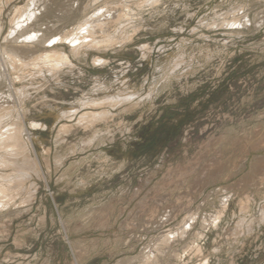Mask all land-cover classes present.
Segmentation results:
<instances>
[{"label": "rangeland", "instance_id": "1", "mask_svg": "<svg viewBox=\"0 0 264 264\" xmlns=\"http://www.w3.org/2000/svg\"><path fill=\"white\" fill-rule=\"evenodd\" d=\"M30 1H1V47L16 10ZM75 1L40 5L45 33L74 30L91 16L88 9L60 23L68 5L87 2ZM121 1L132 16L111 33L125 41L79 57L65 42L55 49L36 43L35 52H66L74 68L58 80L16 72L26 76L16 86L28 89L26 123L45 160L23 193L30 202L21 196L0 211V264L127 261L175 228L185 212L170 222L166 213L182 201L192 211L202 204L199 220L175 244L182 257L164 264H264V0H159L142 8ZM126 95L132 100L108 118L77 124L90 109L81 101ZM47 106L81 109L55 120ZM66 122L73 129L60 138ZM227 197L225 216L203 230L202 219L223 210ZM201 231V252L184 253Z\"/></svg>", "mask_w": 264, "mask_h": 264}, {"label": "bare ground", "instance_id": "2", "mask_svg": "<svg viewBox=\"0 0 264 264\" xmlns=\"http://www.w3.org/2000/svg\"><path fill=\"white\" fill-rule=\"evenodd\" d=\"M1 1L2 0H0V4ZM95 1H100L101 4L98 7H94ZM136 1L133 2H136V5L139 8L145 7L146 5H157V3H159V0ZM43 2L45 3L46 0H31L30 3H27L16 10L10 21L11 28L7 37L5 38L7 44L2 47L0 46V211L14 204L16 199L20 198L21 196H23V201L20 199L22 203H29L31 194L29 196L27 195L28 197L25 195L26 198H24L23 193L27 185L30 183L32 175L44 172L43 160L45 159H41L40 155L35 149L33 135L30 131L31 129L26 123L27 118L25 116L26 112L25 106L23 104L24 98L26 96H23L26 95L25 93H27L28 89L23 87L20 90L16 86L17 81L19 82L21 80H26V76L24 75V72L21 73L22 75H17L16 72H20L22 69L25 72L35 71L33 72V74H35L33 75L34 77L37 74L43 75V78H46V76L49 75L52 79L58 80L64 72L71 71L74 66L72 64L73 61H71L70 56L66 52L52 50V48L55 49V45L59 43L63 44L64 42L68 43L72 48L71 51L73 54L79 57L80 55L82 56L84 52L87 53V51L91 49L101 50L122 43L126 40V38L124 37L121 39L120 37H117L111 33V28L113 25H120L122 22H124L126 17L130 18L133 12V9L129 3L125 1L123 2L121 0H87V2L82 3V6L79 4V6H77L78 8L76 7L77 9L68 5V8L66 9L67 11L61 15L62 20L61 18L58 19L61 20L60 23H69L70 21L75 20V18H78L79 14L80 16L83 15L85 11H88V9L93 12L90 17L86 16L84 19H82L76 29L68 30L63 34L57 33L49 36V34L45 33L44 29L40 27L42 25L40 22L42 21V17H44V14L40 8V5ZM5 5L8 6L7 4ZM73 9H76V11L73 12ZM1 11L3 10H0V12ZM238 22L239 21L237 19L229 21L230 26L235 25ZM220 24L222 25L223 22H220ZM37 25L39 28H34ZM225 26H227L226 23ZM2 30L3 27L0 24V40L2 37ZM118 30L115 32H118ZM36 43L41 44L42 46L46 45V48H52L51 50H46L45 48L44 51L35 52L34 50L36 49L34 45ZM98 61L105 62V59L98 57ZM124 96H119L118 98L106 97L107 99H103V97V100L88 99L86 101H81V108L89 107L90 109H93L99 107V110L96 111L94 109H86L83 111V114L79 116L78 121H76L77 124L89 127L96 124V122H99V120L108 118L109 114H111V108H115L125 101L132 100L131 96L128 97L126 95L125 98ZM135 103L131 104L135 105ZM45 108L46 110H49L47 111V116H50L55 120L59 119L60 117L71 120L81 109L73 108L61 110L58 108L52 109L51 106H47ZM72 129L73 125L68 122L63 123L59 129L58 136L63 138L64 135L69 133ZM45 158L46 161H48L47 157ZM193 185L194 189L192 190H200L201 186L198 180L195 181ZM228 204L229 198L227 197L222 201L223 210H218L209 218H203L201 221L202 229L205 230L211 223H217L220 221L221 216L224 214V210H227L226 208H228ZM201 206L202 204L199 206L198 210L194 211L190 209L189 204L185 205L183 201L179 202L177 207L170 206L166 213L165 222H170L171 220L177 219L180 212H185V216L180 222L176 224L175 228H171L168 231L162 232L158 237L153 238L139 256L119 263L164 264L163 259L165 257H182L180 252L175 249V244L180 242V240H183L199 220L198 218ZM261 210L262 217L264 218V206ZM201 236L204 237V233L202 231L196 233L194 240H192V242L184 248V253L188 252L189 250H195L197 253H200L201 248L199 238Z\"/></svg>", "mask_w": 264, "mask_h": 264}]
</instances>
